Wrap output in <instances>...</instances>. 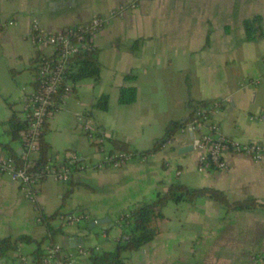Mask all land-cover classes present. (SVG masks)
Here are the masks:
<instances>
[{"label":"crops","instance_id":"0c3cea01","mask_svg":"<svg viewBox=\"0 0 264 264\" xmlns=\"http://www.w3.org/2000/svg\"><path fill=\"white\" fill-rule=\"evenodd\" d=\"M119 7L121 15L108 17ZM95 14L108 17L90 39L98 48L99 79L70 83L60 108L47 116L44 137L53 163L64 164L68 153L97 162L102 152L116 151L109 139L125 141L137 152L147 150L167 121L188 119L197 101L218 102L212 120L224 135L236 141H264V121L248 119L264 117V0H0V144L19 153L20 142L3 132L2 122L10 112L5 101L14 103L21 116L22 96L34 85L35 64L29 59L36 52L51 51L36 48L27 39L31 19L52 31ZM254 14L261 16L263 36L246 41L241 21ZM8 19L15 24L6 25ZM132 40L138 42L129 50ZM14 73L20 94L9 100ZM126 73L135 78L124 80ZM120 85L135 87L132 103H117ZM102 94L107 96V108H93ZM86 119L98 140L85 134ZM187 145L186 124L158 150L142 154L143 159L134 155L119 168L73 170L65 182L40 181L36 205L41 213L59 208V215L81 212L90 219H107L88 227L89 221L63 224L56 218L52 224L61 232L54 242L64 252L78 246L112 249L120 214L136 202L151 201L172 182L212 187L229 200L253 198L264 203V159L255 162L245 155L224 154L226 170L198 171L195 151L181 150ZM161 213L153 222L157 234L140 248L126 251L124 264H250L251 257L264 249V209L226 212L217 203L196 197L190 202L167 201ZM36 215L34 205L0 173V237L27 234L41 239L46 228L36 222ZM19 247L27 254L34 243ZM0 264H15V259Z\"/></svg>","mask_w":264,"mask_h":264},{"label":"built area","instance_id":"2783aa9c","mask_svg":"<svg viewBox=\"0 0 264 264\" xmlns=\"http://www.w3.org/2000/svg\"><path fill=\"white\" fill-rule=\"evenodd\" d=\"M123 7L113 9L108 17L119 16ZM102 15H92L88 20L73 25L63 26L57 30L42 28L35 18L31 19L27 39L36 48L51 47L49 54H40L34 66L32 88L22 96V114L26 126L21 131L20 154L22 162L16 163L13 156L7 154L0 147V173L5 174L13 181L20 193L30 201L37 213L35 220L41 223V211L36 205L38 183L46 178L57 182H65L74 170L83 171L93 168H119L134 156L128 151H104L101 160L91 162L89 159L79 158L75 153H68L66 162H74V168L62 164L57 165L49 158L41 168L34 170L37 156L38 138L47 116L57 111L63 95L70 91V81L65 76L70 57L86 49L91 37L106 23L107 18ZM14 19H8L6 25H14ZM218 106L217 101L206 105H198L191 110V117L187 125L192 130L190 145L196 153V169L202 171L205 167L217 171L227 169L224 154L245 155L252 161L264 159V141H236L224 135L218 124L212 120V113ZM249 120L264 121L261 115H250ZM85 134L93 139L90 120L82 123ZM264 140V132H263ZM100 141V140H99ZM166 141L165 143H168ZM164 145V144H163ZM142 159L144 155H139ZM178 173V172H177ZM57 219L63 224H77L82 221L94 222L86 214L74 212L59 215ZM120 222V218L117 219ZM99 250L98 247H93ZM44 264H74L86 259L89 251L78 246L74 252H64L60 244L53 242L45 249ZM15 264H31L22 253L14 254ZM264 261V249L251 257L250 264H261Z\"/></svg>","mask_w":264,"mask_h":264},{"label":"trees","instance_id":"16d2710c","mask_svg":"<svg viewBox=\"0 0 264 264\" xmlns=\"http://www.w3.org/2000/svg\"><path fill=\"white\" fill-rule=\"evenodd\" d=\"M244 39L246 41H254L263 36L262 19L259 14H254L250 17L244 18L241 21ZM3 25L0 24V32ZM138 40H132L128 49H134ZM39 55L37 52L29 59L30 65L35 64ZM100 65L98 63V48L89 43L86 49L77 52L70 57L67 67L65 69V76L71 84L83 79L91 78L94 83L99 79ZM134 74L126 73L123 75L124 80H133ZM136 90L133 85H120L117 89L116 101L120 105H127L135 100ZM197 104V105H196ZM195 107L198 105H206L205 101H197ZM6 107L10 110L8 117L2 122L3 132L9 137L11 141L18 140L21 143V131L25 129L26 121L13 108L14 103L5 101ZM98 110H105L107 108V96L99 95L92 105ZM194 108V107H193ZM186 120H169L163 126L162 135L156 138L151 146L144 151L137 152L132 149L127 142L121 140L109 139L113 149L116 151H128L133 155H142L153 153L158 150L166 141L171 139L174 134L183 128L188 121ZM47 130L44 122L42 130L38 138L37 156L35 159L34 170L41 168L49 158V146L45 140V133ZM2 150L14 157L16 163L22 162L20 154L12 150L8 144H0ZM65 165L74 168V162H64ZM74 170V169H73ZM196 197H204L209 199L219 206L224 208L226 212L233 210H253L255 208L264 209V203H261L253 198H243L239 200H229L227 196L220 190L212 187H190L179 182H172L168 184L160 193H155L154 198L148 202H136L128 211L120 214L119 236L115 240L114 247L110 250H94L93 247H86L89 251L88 257L85 259V264H124V253L130 250H136L143 244L149 242L157 234V230L153 222L162 217L161 207L167 201H185L190 202ZM59 208L52 213H41V225L46 228V234L39 240H35L27 234H18L15 236L0 237V259H7L20 251V244L34 243V248L27 254H24L31 264H44L45 249L54 242V236L59 234L60 226H54L52 221L59 215ZM23 254V253H22Z\"/></svg>","mask_w":264,"mask_h":264},{"label":"rangeland","instance_id":"374dc122","mask_svg":"<svg viewBox=\"0 0 264 264\" xmlns=\"http://www.w3.org/2000/svg\"><path fill=\"white\" fill-rule=\"evenodd\" d=\"M17 79L18 78H17V74L16 73H14V75H12L10 77L12 88L10 89V93H9V97L8 98H11V99H9V100H16L17 96L20 94L19 85H18L19 84L18 83L19 80H17ZM9 258L10 257H8L6 260L9 261Z\"/></svg>","mask_w":264,"mask_h":264},{"label":"water","instance_id":"95a60500","mask_svg":"<svg viewBox=\"0 0 264 264\" xmlns=\"http://www.w3.org/2000/svg\"><path fill=\"white\" fill-rule=\"evenodd\" d=\"M188 132H189V138L192 137V130L190 127H188ZM192 149L191 145H187L185 147H182V151H187ZM107 221L106 218H102V219H95V223L94 222H89L88 227H94L95 225H103L105 222ZM4 261V259H0V263ZM74 264H85V263H74Z\"/></svg>","mask_w":264,"mask_h":264}]
</instances>
